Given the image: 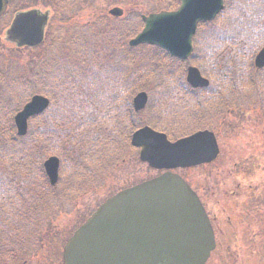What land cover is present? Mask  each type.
<instances>
[{
	"label": "trees",
	"instance_id": "trees-1",
	"mask_svg": "<svg viewBox=\"0 0 264 264\" xmlns=\"http://www.w3.org/2000/svg\"><path fill=\"white\" fill-rule=\"evenodd\" d=\"M259 1L261 0H226V8L218 19L199 27L195 51L189 62L173 59L157 48H130L118 38L111 42L114 40L113 33L111 38L102 41L100 56H92L89 63L84 58L79 60V57L74 63L56 68H45L47 64L41 61L33 63L44 71L34 82L31 69L28 68L29 61L25 70L27 73L18 80H13L8 89V98L16 95V111L35 94L48 97L53 95L58 100H52L55 109L50 110L53 111L30 122L29 133L24 138L17 137L13 122L0 124V264H11L18 259L16 255H23V258L24 254H31L30 245L35 250L51 236V232L49 234L47 230L48 225L43 220L48 200L41 193L32 194L28 183L17 184L15 177L17 172L32 175V171L18 170V167L32 164V158L34 160L39 151L47 153L49 148H59L64 153L66 149L60 145L64 148L70 145L76 148L78 158L73 157L72 162L76 170L72 171L69 181L73 186L85 187L90 180L81 181L80 176L89 170L94 178L102 165L107 168L118 167L117 162L125 154L123 152H130L133 133L145 125L166 133L172 128L178 131L189 128L218 130L221 109L226 106L224 101L241 98L264 102V70L257 71L253 65L255 55L264 46V11H260L264 8L249 9V6L256 5ZM172 3L173 6L178 5L177 0ZM230 22L233 23L232 28L228 26ZM120 32L122 30L116 36ZM123 33L126 34V30ZM207 42L209 47L206 49ZM75 44L79 53L86 52L84 42ZM110 45L114 47V51L109 50ZM116 46L123 51L122 59L116 57ZM104 47L109 49L103 51ZM160 53H163L167 62L161 61ZM103 57L113 62V65L106 68L108 70L105 77L100 70ZM120 62L122 66L119 65ZM125 63H128L132 74L129 78L125 73L127 80H120L118 77L124 73ZM188 65H195L202 71L211 82L209 88L193 90L187 87L185 74ZM73 74L79 77L67 89L65 86L71 83ZM136 80L137 83L134 82ZM139 81H150L159 86L158 93H162V101L167 102L160 106L162 113L149 109L145 116V112L136 114L133 108H124L128 90H134ZM177 84L179 88L175 86ZM236 93H240L241 97H237ZM66 99L74 107L63 105ZM1 105L5 106L4 102ZM260 105L264 106L262 103ZM230 106L235 107L229 103L227 107ZM248 106L250 105H244ZM45 117H48L47 123L44 127L41 126V131L34 130V123ZM36 158L39 159L38 155ZM61 160L63 172L67 160L63 157ZM34 169L32 168L33 171ZM37 170L38 180L48 186L42 162ZM65 189L69 191V195L73 193V188L69 189L68 185ZM48 199H53L52 194ZM51 210H56L55 206H51ZM44 224L46 229L43 228Z\"/></svg>",
	"mask_w": 264,
	"mask_h": 264
},
{
	"label": "rangeland",
	"instance_id": "rangeland-1",
	"mask_svg": "<svg viewBox=\"0 0 264 264\" xmlns=\"http://www.w3.org/2000/svg\"><path fill=\"white\" fill-rule=\"evenodd\" d=\"M172 1L173 0H64V4L61 5L59 2L58 6L56 0H15L14 3L16 7L10 9V13H8L9 16L6 15L2 20L0 19V109H2V111H0V124H11L13 122L14 116L17 113L15 104L16 95H14L13 98H8V89L10 84H13V80H18L21 76H24L27 73L25 70L29 61L28 68H30L32 72V82L37 81L44 73L40 67L37 68L33 64L37 63V61L46 63L47 65L45 68L50 66L56 68L57 66H63L64 64H71L74 63L78 57L79 60L84 58L86 62L89 63L92 60V56H100L101 53L99 51L102 41L104 42V39L108 40V38H111L112 33L114 40L111 42H114L116 40L115 36L119 30H126V34L120 32L118 35H122L120 37L121 43L124 45L127 43L128 45V42L143 29L141 17L144 15L147 16L149 14L166 12L170 9L169 5ZM33 7H38L43 11L46 10L51 13V21H48L49 26L46 40L40 47L16 50L5 43V32L9 29L17 12L27 11ZM114 8L123 9L124 17L114 18L110 16L109 11ZM263 8L264 0L259 1L256 5L249 6L250 10H260ZM52 10L54 11V14L55 10H61L63 15L62 20L54 17ZM246 20V22L249 21L247 18ZM228 26L232 28L233 23L230 22ZM128 29L129 31L127 32ZM80 41L84 42V47H86V52L84 53H79L77 44H75ZM207 46L209 47L208 42L206 44V49ZM109 48L104 47L103 51L107 49L110 51L115 50L111 45ZM122 53L123 51L119 50L116 46V57L118 59H122ZM160 57L162 58V62L168 61L163 56V53H160ZM111 65H113L112 60L103 57L100 70L103 72L104 77L108 70L106 68ZM119 65L122 66V63L120 62ZM161 65L164 66L163 64ZM97 66L98 65H96V67ZM125 73L130 78L132 73L128 63L124 64V73L118 78L120 80H127V78H125ZM180 76L181 73H179L178 77ZM76 77H79V75L73 74L71 83L65 86L67 89L72 87ZM134 82L137 83V80ZM141 91H145L149 94L150 104L148 109L150 108V110L158 102L159 98L160 101L164 98L163 95L158 93L157 85H154L150 81H139L134 90H128V94H126V96L128 95V99H125L124 101V108H133V98ZM6 98L7 100H5ZM49 98L51 101L58 100V97L53 95H50ZM1 102H4L5 106H2ZM58 104L60 105L61 102L58 101ZM75 104L76 103H74V105ZM63 105H67L69 108L74 107L71 102L67 101V99L64 101ZM51 108L54 110L55 104L52 103L50 109ZM251 108L259 111L242 116V118L245 117V119H243L241 124L235 119L237 118V114L228 118V123L231 126L230 133L225 132L224 130L219 131V128L218 130H214L220 142L221 149H225L228 153L226 156H219L213 163L205 165L203 168L179 169L174 171L186 179L188 183L195 185L196 188L201 189L202 186H205L206 193L201 192L202 198L208 204L212 216L214 214V209L215 212L218 213L215 223L216 239L221 243V247L219 250L215 251L208 264L264 263V247L263 250L260 247H256L253 254H250V259L253 263L243 260V257L240 255L241 251L239 252V249L237 250V245H234L235 242L232 240H235L233 228H229L226 219L222 224L221 217L226 215L229 216L228 214L230 211L222 208L219 210V206H217L218 200L223 199L222 196L228 188H234V179H231L230 173L235 169L239 159L241 157L246 158L253 155L250 153V148H247V150L243 148L246 138L249 139L255 137L254 133L256 135L261 134V132L262 135L264 134V118H262L264 111L263 114L260 111L262 110L261 108L264 109V106L261 107L260 104H257ZM53 110L49 111L51 112ZM148 113L145 112V116H147ZM47 118L45 117L42 120H37L34 123L33 129H39L40 132L42 128L41 126L44 127L47 123ZM7 124L5 125L8 126ZM240 125H242V129L240 130L239 135L236 136L234 131L235 129H238L237 127ZM193 129L194 131L196 130L195 128L179 129L180 131L171 129L168 134L171 135L172 138L174 137L175 139H178L189 135ZM12 134L13 133H11V135ZM60 146L63 149H66L64 153H62V149L49 148L47 153L39 151L34 156V160L32 158V164H29V166L27 165V167H24L20 164L22 167H18V170L19 168L24 170L28 169V171H32V175L29 173L27 174L26 172H17L15 174V177L18 180L17 184L27 185L28 183L29 190L32 194L41 193L40 195L48 200L49 204L45 206L47 211L46 209L44 210L45 216L43 217V220L46 221V224L48 225L47 230L49 234L51 232V236L49 235L50 237L48 238V241H45L44 244L40 245L35 250H33L35 247L33 248V246L30 245L29 249L31 251H29L32 253L29 254L30 256L24 254V257L22 258L23 255H16L18 256V259H16L14 264H23V262L24 264H63V249L66 241L72 236L73 231L81 225L86 217L91 215L98 205L119 192L138 186L145 181L155 179L164 173V171L155 170L148 164L142 163L139 159V150L126 153L124 148L122 152L124 151L123 153L125 154L120 156L121 160L117 162L119 164L118 167L111 166V168H107L102 165L101 169L97 171V176L95 175L94 178V174H91L89 170L84 172L83 176H80L82 179L81 181L87 179V182L90 180L85 186L87 189H84L85 187L83 186L71 185L69 181V178L73 175L72 171L76 170L72 163L74 162L73 157L78 158L76 148L72 145L66 146L65 148L62 145ZM37 155L39 159L36 158ZM52 155L58 156L59 158L63 157L67 160L65 164L66 167H64L62 172V179L65 182H62L54 191H51L49 185H43L41 183L42 181L38 180L39 170H37L38 166H41V162L43 163L44 160ZM262 159L264 160V154L261 156V160ZM225 163L227 164V167L229 166L228 168ZM32 168H35L34 171ZM25 173L26 175H24ZM66 185H68L69 189L73 188L71 190L73 191L71 195H69V191L65 189ZM76 187L78 188L77 190ZM51 194L53 199L49 200L48 196ZM63 201H65V203H61ZM233 201L235 200H232L231 204H233ZM63 204H65V206ZM51 206H55L56 211H48ZM222 211L226 214L223 215L220 213ZM43 228H45V224ZM261 255H263V258Z\"/></svg>",
	"mask_w": 264,
	"mask_h": 264
},
{
	"label": "water",
	"instance_id": "water-1",
	"mask_svg": "<svg viewBox=\"0 0 264 264\" xmlns=\"http://www.w3.org/2000/svg\"><path fill=\"white\" fill-rule=\"evenodd\" d=\"M180 2L177 12L144 16V30L130 45L156 46L175 58L188 59L199 23L213 21L224 0ZM6 7L7 1L0 0V18ZM110 14L121 17L123 11L117 8ZM48 19L38 10L18 14L7 41L18 48L40 45ZM255 65L264 68V48ZM187 81L195 89L210 84L196 67L188 69ZM147 102L148 95L140 93L134 99L135 110H143ZM49 103L43 96L33 97L16 116L19 136L27 134L29 119L42 114ZM132 146L141 149V160L157 170L209 164L219 155L216 137L208 131L172 143L165 134L144 127L133 135ZM59 167L56 157L45 163L52 186L58 182ZM215 247L210 220L197 194L181 176L168 172L101 205L67 243L64 264H206Z\"/></svg>",
	"mask_w": 264,
	"mask_h": 264
},
{
	"label": "flooded vegetation",
	"instance_id": "flooded-vegetation-1",
	"mask_svg": "<svg viewBox=\"0 0 264 264\" xmlns=\"http://www.w3.org/2000/svg\"><path fill=\"white\" fill-rule=\"evenodd\" d=\"M29 1V0H28ZM31 1V0H30ZM9 5L11 1L9 0ZM38 7H33L29 10L36 9ZM42 10V9H41ZM43 11V10H42ZM24 12V11H22ZM44 12H47L44 10ZM49 12V11H48ZM9 13L6 11V15ZM18 13V12H17ZM258 53V52H257ZM238 87V86H237ZM227 95V94H226ZM237 97H241L240 93H236ZM166 103L163 101L158 102V104ZM224 106L221 109L220 117V128L225 132L230 133L231 126L228 123V118L232 115L237 114V121L240 124L243 122L242 116H246L248 113L258 112L254 108H245L244 105H257L259 103H264L263 101L257 100H226L223 102ZM230 104H234L235 107H227ZM259 109V108H258ZM261 113L263 114L264 109L261 108ZM159 110V109H158ZM264 118V114L262 115ZM243 125V124H242ZM242 125L238 126V129H235L234 134L239 135ZM255 137L246 138L245 145L243 148L247 150L250 148V153L253 154L246 158H240L238 164L236 165L233 172L230 173L231 179H234L233 184L234 188L229 189L222 196L223 199L218 200L219 210L222 208L224 210H229V216H224L222 218V224L226 219L227 225L229 228H233L235 240L232 239L237 245V250L241 253L243 260L252 262L250 259V254H253V251L256 247H260L263 250L264 242V160H261V156L264 154V134L256 135ZM220 144V143H219ZM238 149V148H237ZM243 149V150H244ZM241 150V149H239ZM261 151V152H260ZM228 153L225 149H220V157L226 156ZM226 164V163H225ZM230 165V164H229ZM227 167V164H226ZM229 167V166H228ZM227 167V168H228ZM230 171V170H229ZM206 187L197 188V192L201 198V201L209 215V218L212 222L215 234H216V219L218 213L213 210L214 214L211 215L208 204L203 200L201 192L206 193ZM232 200L233 204H231ZM229 207H228V206ZM223 215L226 214L224 211L220 212ZM226 217V218H225ZM261 232V233H260ZM260 234V235H259ZM225 235V233H224ZM217 236V235H216ZM221 243L217 241V249H220ZM264 255V254H263ZM263 255L261 257L263 258ZM242 260V261H243ZM260 261V260H259Z\"/></svg>",
	"mask_w": 264,
	"mask_h": 264
}]
</instances>
